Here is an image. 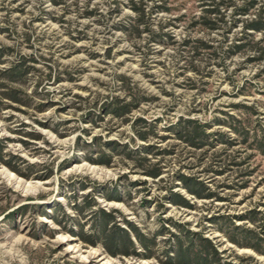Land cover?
<instances>
[{
  "label": "rangeland",
  "instance_id": "obj_1",
  "mask_svg": "<svg viewBox=\"0 0 264 264\" xmlns=\"http://www.w3.org/2000/svg\"><path fill=\"white\" fill-rule=\"evenodd\" d=\"M139 2L0 0V264H264V0Z\"/></svg>",
  "mask_w": 264,
  "mask_h": 264
},
{
  "label": "trees",
  "instance_id": "obj_2",
  "mask_svg": "<svg viewBox=\"0 0 264 264\" xmlns=\"http://www.w3.org/2000/svg\"><path fill=\"white\" fill-rule=\"evenodd\" d=\"M139 4H143V2H141V0H139ZM213 1V0H209V3ZM213 7L211 9L205 10L207 12H211V13H218V3L214 2ZM136 11L138 12V15H143V7H137ZM139 20V18H138ZM262 20H255L252 21L250 23L247 24V28H253V29H257V30H261L264 28V21L261 22ZM208 23H213L211 21H209ZM255 49H258V51L261 53V55H264V48L261 47H257ZM19 64H13L11 66H9L7 69L4 70V76L7 79L10 80H16L17 76L19 74ZM9 92H4V95L6 98L11 99L13 101L16 102H21L22 100H20L19 98H17L16 94L17 91L14 88H10ZM120 111L116 112L118 114H125L129 111V105L128 104H124L119 106ZM180 126V130L178 132V138L182 139L183 141H186L187 143H189L192 146H199L203 145L204 143V129L203 126L192 120H183L181 122ZM141 137H144L143 135H141ZM8 164V163H7ZM10 165V164H9ZM10 168L13 169L14 171L21 173L20 170L16 167V166H11ZM150 175H157V172H148ZM27 177V175H24ZM182 180V182L184 183L186 189L191 192L194 193L196 196L201 197L203 196V190L205 189L203 182H201V180H197L194 177H189V176H184L181 175L179 176ZM194 186V187H193ZM172 195V198H175L176 200H174L175 202H178V204H182V205H189L188 202L178 193H170ZM100 229H99V233L101 235V243L107 248V249H112L115 248L117 246H121L125 248V250L123 251L124 254H129L128 253V249H132L133 250V242L128 234V232L118 226H113L110 228H107L105 225H100ZM131 229L134 231L136 238L138 239V241L141 243V245H146L144 242V236L139 233L137 231V229H135V227L131 226ZM249 230V229H248ZM230 240L236 244H239V242L233 238H230ZM91 243H95L94 240H88ZM258 243V242H257ZM255 251L264 254V250L259 246V244H252L250 245ZM214 250V249H213ZM178 255H185L186 252L182 247H178L177 249ZM112 253H118V252H112ZM190 258V262H192L193 264H204L205 261L202 260L198 255H193V256H189ZM179 264V263H178ZM223 264H234V263H223Z\"/></svg>",
  "mask_w": 264,
  "mask_h": 264
}]
</instances>
